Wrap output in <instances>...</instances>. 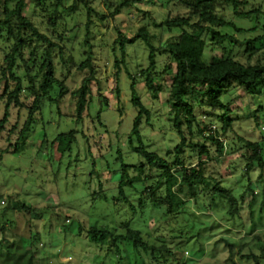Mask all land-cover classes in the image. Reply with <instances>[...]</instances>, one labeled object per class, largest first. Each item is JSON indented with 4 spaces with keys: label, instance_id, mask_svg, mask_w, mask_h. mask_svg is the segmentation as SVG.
Wrapping results in <instances>:
<instances>
[{
    "label": "rangeland",
    "instance_id": "obj_1",
    "mask_svg": "<svg viewBox=\"0 0 264 264\" xmlns=\"http://www.w3.org/2000/svg\"><path fill=\"white\" fill-rule=\"evenodd\" d=\"M65 1L66 5L74 2ZM88 1L94 8L91 36L97 66L96 80L92 83L96 100L91 107L92 117L76 122L71 115H61L57 103L46 100L43 121L40 119L18 144V131L27 115L26 108H11L9 121L0 131V262L254 264L248 255L252 252L261 255L260 248L264 245V176L259 178L260 171L255 169L249 175L243 174L245 149L239 147L240 143L237 144L238 149H230L229 133L218 136L211 130L223 141L224 154L219 156L218 162L206 157L204 160L210 163L208 174L214 177L222 175L224 185L237 196L249 176L255 179L250 187L257 196L256 201L252 210L247 208L252 196L250 193L246 195L242 217L229 215V200L221 192L211 190L212 181L203 182L195 198L185 196V202L170 213L165 206H155L141 194H130L129 202L114 200L117 190L111 188L116 186L121 162L133 164L141 160L129 143L138 108L131 100V79L127 69L133 74L137 71L138 95L152 111L151 125L142 129L146 146L164 152L179 141V135L168 121L170 105L167 99L173 69L165 68L168 55L160 47L161 42L176 37L179 30L160 26L168 8V3L163 7L160 1L167 0H142L130 8L126 7L116 19L110 17L107 20L96 13L109 14L105 0ZM252 1L264 9V0ZM78 12L76 15L81 25L67 33L65 42L66 58L72 56L75 61L82 60V51L88 48L83 44L86 9L80 4ZM225 14L230 16L231 11L228 9ZM68 15L73 25L75 20L71 13ZM234 22L251 27L255 18L236 17ZM143 25L148 27L157 47L156 65L150 71L159 88L157 98L147 92L139 74L140 69L149 64L150 49L145 41L128 46L125 63L116 65V59L120 61L123 56L119 44L113 45L117 37L115 26L127 36H133ZM251 35L235 32L240 39ZM225 45L244 59L240 44L233 46L226 42ZM221 54L219 50L207 49L202 58L209 61ZM61 70L59 65L58 72ZM227 98L234 101L233 107L239 108L241 120L235 123V130L252 140L263 138L264 89H258L251 96L244 89L232 85ZM23 99L26 104L31 103V98ZM67 107L63 110L67 111ZM5 110V100L0 99V119ZM99 110L101 121L97 116ZM255 113L259 116V124L254 119ZM73 129L78 131L79 138L71 149L63 151L56 145H50L58 133ZM233 136L237 135L233 133ZM235 141H238L237 137ZM15 144L17 147L14 149ZM118 150L123 152L119 159ZM103 187L106 192H102ZM22 204L29 206V211L19 208ZM92 227L113 230L115 234L124 236H101L90 231ZM127 227L139 229L147 246L136 247L133 240L127 239ZM227 242L233 245L232 248L227 246ZM160 247L163 249L161 252L158 250ZM166 248L172 253L165 251Z\"/></svg>",
    "mask_w": 264,
    "mask_h": 264
},
{
    "label": "trees",
    "instance_id": "obj_2",
    "mask_svg": "<svg viewBox=\"0 0 264 264\" xmlns=\"http://www.w3.org/2000/svg\"><path fill=\"white\" fill-rule=\"evenodd\" d=\"M141 1L105 0L109 14L97 11L96 13L103 20L110 17L116 19L126 7L130 8ZM164 3H168V8L165 9L160 26L179 30L176 37L160 44L168 55L165 68L173 69L167 99L170 105L168 121L179 135V141L173 148L165 149L164 152L151 150L146 146L142 129L151 125L152 111L144 105L138 95L137 71L133 74L127 69L131 79V100L138 108L129 143L141 160L133 164L121 162L117 170L119 178L116 186L111 188L117 190L114 200L129 202L130 194H141L155 206H165L170 213L174 207L185 202V196L195 198L203 182L212 181L214 185L211 190L221 192L229 200V215L232 218H240L245 211L244 200L248 193L252 199L247 208L253 209L252 205L257 196L250 183L255 179L249 176L247 184L237 196L231 188L224 185L222 175L214 177L208 174L210 163L204 158L218 162L219 156L224 154V143L218 136L229 133L230 149H238L239 143V147L245 149L242 155L245 161L243 174L249 175L255 169L260 171L259 178L264 176V137L252 140L235 130V123L241 120L239 108L233 107L234 101L227 98L232 85L244 89L251 96L255 95L258 89H264V9L261 4L256 6L252 0L160 1L162 6ZM80 4L86 9L83 44L88 48L82 51L84 58L75 61L72 56L66 58L65 42L67 33L81 25L76 15L79 14ZM228 9L231 11L230 16L225 14ZM93 10L88 0H74L71 5H66L65 0H0V99L6 103L5 113L0 119V131L9 121L11 108H26L27 115L18 131L17 144L19 140L25 139L40 119H43L46 100L57 103L59 113L71 115L76 122H84L92 117L91 107L96 102L92 83L97 74L91 36ZM69 13L75 20L73 25ZM236 17H254L255 22L251 27H243L234 22ZM114 30L117 37L113 45L119 44L123 56L120 61L116 59L118 66L125 63L128 46H133L139 41H145L149 46V64L140 69L139 74L144 80L147 92L157 98L159 88L150 72L156 65L157 47L152 42L148 27L141 26L133 36H127L118 26H115ZM235 32L252 35L240 39L235 36ZM226 42L233 46L240 44L239 47H243L244 59L225 45ZM207 49L219 50L222 54L207 61L202 58ZM59 65L62 66L60 73ZM19 70H22V73H19ZM24 97L31 98V103L26 104ZM66 105L67 111H64ZM97 116L101 121V110ZM254 119L256 124H259L257 113ZM211 130L217 132L218 136ZM233 133L237 135L238 141H235ZM78 138V131L73 129L60 132L49 141L51 146L56 145L64 151L71 149ZM117 153L118 159L123 156L121 150ZM103 191L107 190L103 187ZM19 208L26 211L30 209L25 204ZM90 231L101 236H124L115 234L113 230L94 227ZM125 237L133 240L136 247L147 246L139 229L127 227ZM227 246L232 248L233 245L227 242ZM158 250L163 251L162 247ZM260 250L261 255L253 252L248 255L254 264H264V245ZM165 251L172 253L167 248Z\"/></svg>",
    "mask_w": 264,
    "mask_h": 264
}]
</instances>
